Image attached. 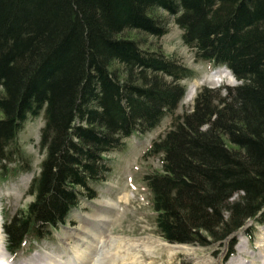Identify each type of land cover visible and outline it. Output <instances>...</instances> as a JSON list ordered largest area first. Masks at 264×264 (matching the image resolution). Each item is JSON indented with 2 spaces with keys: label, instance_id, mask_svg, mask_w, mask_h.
Masks as SVG:
<instances>
[{
  "label": "trees",
  "instance_id": "trees-1",
  "mask_svg": "<svg viewBox=\"0 0 264 264\" xmlns=\"http://www.w3.org/2000/svg\"><path fill=\"white\" fill-rule=\"evenodd\" d=\"M161 11L196 61L239 83L205 86L177 114L194 70L144 46L169 32ZM42 112L34 200L5 224L13 251L95 199L109 154L167 116L147 154L162 168L143 178L165 241L206 246L264 223V0H0V164Z\"/></svg>",
  "mask_w": 264,
  "mask_h": 264
},
{
  "label": "rangeland",
  "instance_id": "rangeland-1",
  "mask_svg": "<svg viewBox=\"0 0 264 264\" xmlns=\"http://www.w3.org/2000/svg\"><path fill=\"white\" fill-rule=\"evenodd\" d=\"M161 13L162 17L166 19L169 32L158 40L148 38L150 44L147 43L144 46H149V49L153 47V50L160 47L168 57L181 61L194 70L192 78L182 81L186 86V95L177 109V114L192 109L198 91L205 86L219 88L238 84V81L235 84H230L231 79L228 74L212 76L213 71L224 67L197 62L194 51L182 41V30L174 23L171 16L163 11ZM216 78L218 80H214ZM193 83L196 84V89L192 95H188ZM43 114L44 112L37 117L30 116L24 123L18 138L20 157H17L14 162L0 164V206L4 212V225L18 213L25 211L34 200V196L30 192V185L32 179L40 171L44 156V151L40 146L41 130L44 126ZM171 122V116H167L155 129L143 133L138 132L127 138L121 151L109 154L108 159L112 171L105 181L94 185L97 197L93 200L83 198L79 206L69 213L65 224L60 225L57 229H50L51 234L45 236L44 241H35L28 233L25 243L17 249L14 255L12 253L9 255V252L6 251L8 257L15 261L26 255L24 259L30 257L28 260H31L45 254V249L56 254L64 253L70 244L72 245L78 240L76 236L82 235L79 230L88 228L90 231L98 227L97 223L92 222L93 219L98 218L106 219L110 225L113 222L114 225L112 224L113 226H110L109 229L115 234L137 239L151 236L166 242L157 231L155 212L151 203L152 196L143 178L148 173L161 170L160 155L145 156V152L155 139L166 132L171 126ZM107 200L114 202L113 210L107 208L108 206L104 207V202ZM111 219L112 222H110ZM262 225L264 223L249 221L222 243L217 242L206 246L167 242L171 245L186 246V248L180 251H171L159 247L150 254L142 253V256L145 255L142 260L144 264H230L234 257H239L237 245L240 243H244V250L250 254L254 250L257 253L256 239L261 228L264 227ZM247 232L250 236H247ZM2 241L4 246L10 244L5 231H3ZM231 250L233 254L229 256ZM29 252L32 256L27 254ZM64 256L63 258L66 259V255Z\"/></svg>",
  "mask_w": 264,
  "mask_h": 264
},
{
  "label": "bare ground",
  "instance_id": "bare-ground-1",
  "mask_svg": "<svg viewBox=\"0 0 264 264\" xmlns=\"http://www.w3.org/2000/svg\"><path fill=\"white\" fill-rule=\"evenodd\" d=\"M218 74H228L231 79L230 82H228L230 84L236 83V79L227 68H222L212 72V76ZM214 80L218 79L216 78ZM194 89H196L195 83L190 86L188 95H192L194 93ZM106 206H108L107 208L110 210H113L115 205L114 202L107 200L104 202V207ZM0 211L3 219L4 212L1 209V206ZM93 220L94 221L92 222L97 223L96 225L98 227L93 228L90 231L88 228L79 230L82 235L76 236L78 240L72 245L70 244L67 250L65 249L66 251L64 253L59 252L61 254H56L45 249V254L38 258L36 257L31 260H27L29 262L25 264H41V262L49 264H144L142 257L145 258V255L142 256V253L150 254L159 247L170 249L171 251H180L186 248V246L171 245L167 243V241L163 242L162 240L151 236L137 239L118 235L109 229L110 226L114 225L112 219L110 222H112L113 225H110L106 219L98 218ZM2 236L3 234H0V255L6 261H0V264H9L8 261H18H14L8 257L6 251L9 252L10 250L7 245L4 246ZM256 246L257 253L255 250H252L253 253L250 254L248 251L244 250V243L238 244L237 250L239 252V257H234L230 261V264H264V227L261 228L260 233L258 234ZM64 255H66V259L63 258L65 257Z\"/></svg>",
  "mask_w": 264,
  "mask_h": 264
}]
</instances>
